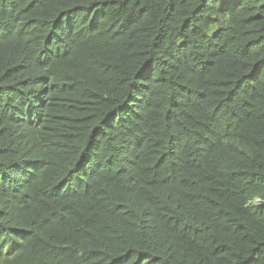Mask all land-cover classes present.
I'll return each instance as SVG.
<instances>
[{
    "label": "trees",
    "instance_id": "trees-1",
    "mask_svg": "<svg viewBox=\"0 0 264 264\" xmlns=\"http://www.w3.org/2000/svg\"><path fill=\"white\" fill-rule=\"evenodd\" d=\"M0 264H264V0H0Z\"/></svg>",
    "mask_w": 264,
    "mask_h": 264
}]
</instances>
